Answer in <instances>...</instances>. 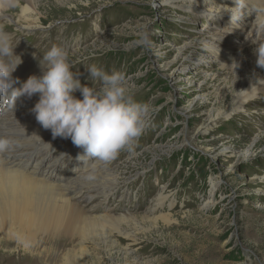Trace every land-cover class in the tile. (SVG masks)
Here are the masks:
<instances>
[{"label": "rangeland", "instance_id": "obj_1", "mask_svg": "<svg viewBox=\"0 0 264 264\" xmlns=\"http://www.w3.org/2000/svg\"><path fill=\"white\" fill-rule=\"evenodd\" d=\"M34 1L26 21H16L19 8L0 18L2 32L21 37L32 61L28 44L39 59L53 45L65 47L82 85L100 87L89 78L93 64L122 72L135 100L148 108L144 133L103 170L117 178L116 188L106 200H84L102 205V214L113 212L117 223L82 243L85 258H70V264H264L263 91L238 111L234 105L252 78L263 88L264 67L253 45L211 38L233 10L220 17L170 0ZM244 1L250 23L264 14V0ZM144 31L149 43L134 44ZM209 41L229 46L228 67L198 45ZM230 67L237 78L228 75ZM53 150L43 164L54 160ZM84 165L77 163L70 174H82ZM159 195L166 199L150 212ZM10 245L0 244V264H32L35 256ZM79 245L75 238L63 251Z\"/></svg>", "mask_w": 264, "mask_h": 264}, {"label": "bare ground", "instance_id": "obj_2", "mask_svg": "<svg viewBox=\"0 0 264 264\" xmlns=\"http://www.w3.org/2000/svg\"><path fill=\"white\" fill-rule=\"evenodd\" d=\"M187 2L191 8L210 16L222 17L227 8L233 10L228 17V25L221 31H214L212 40L225 41L230 46L243 40V43L253 45L256 50L264 44V14L250 23L252 13L245 7L244 0H170L169 3L172 6L176 4L182 6ZM34 4V0H0V18L4 17V12L19 8L20 16L16 21H26L29 12L33 11ZM210 42H200L198 45L201 49H208L210 57L213 60H220L222 67H228L229 46L225 44L218 46ZM228 75L237 78L238 71L230 67ZM260 84L263 88L258 90L253 78L249 80L248 87L239 91L235 97V111L241 106L245 107L250 101L259 99V91H263L264 96V77ZM37 101L38 99L22 102L18 109L13 108L12 113L0 117L2 136L0 139L8 141L14 139L17 144V146L9 144L3 151L4 156L0 158V244L9 246L11 242H15L22 251L35 256L32 264H70V258L76 260L85 258L86 251L82 243L92 241L94 234L98 232L99 236L107 226L113 227L117 223L113 212L102 214L98 211L100 208L103 210L102 205L90 207L84 201L92 202L97 195L106 200L110 196V190L116 188L117 178L104 172L107 164L98 161L84 165L82 174L74 177L69 170L74 169L77 163L71 167L69 164L62 170L57 164L58 159L46 164L40 159L36 162L34 158L36 151L37 154L44 152L48 158L50 156L48 151L53 148L51 144L55 142L49 130H44L28 117H20L25 114L21 108L24 107L29 112ZM26 135L28 136L24 139ZM69 144L70 141L66 140L63 145ZM26 146H29L30 150L24 149ZM75 148L73 146L72 150ZM97 170L100 173L94 174ZM89 174L94 175L95 179L85 181L83 177ZM163 197L157 196L159 204L150 212L161 207L160 202L166 199ZM75 238L80 239V245L77 251L73 249L72 251L70 242ZM68 246L70 248L63 251Z\"/></svg>", "mask_w": 264, "mask_h": 264}, {"label": "clouds", "instance_id": "obj_3", "mask_svg": "<svg viewBox=\"0 0 264 264\" xmlns=\"http://www.w3.org/2000/svg\"><path fill=\"white\" fill-rule=\"evenodd\" d=\"M148 43L147 31L140 33L139 39L134 41L137 45ZM14 48L7 34L0 35V98L12 89L7 103L13 108L19 97L38 95V101L30 111L36 122L51 132L53 139H70L74 146L83 150V156L107 164L121 151L130 149L144 133L148 108L135 100L126 86L124 73H108L93 64L87 68L89 78L99 82L100 87L82 85L70 70L73 65L67 51L53 45L43 56L42 75L30 76L15 89L13 85L19 80L13 79L11 74L21 60L13 54ZM256 51L257 63L264 67V44ZM13 57L18 62L13 64ZM76 92L82 99L76 98ZM8 146L7 139H0V152ZM83 179L92 181L95 176L89 174Z\"/></svg>", "mask_w": 264, "mask_h": 264}]
</instances>
